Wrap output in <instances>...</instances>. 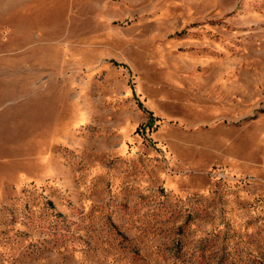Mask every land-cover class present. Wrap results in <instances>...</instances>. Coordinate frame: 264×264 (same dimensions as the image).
<instances>
[{
	"label": "rangeland",
	"instance_id": "obj_1",
	"mask_svg": "<svg viewBox=\"0 0 264 264\" xmlns=\"http://www.w3.org/2000/svg\"><path fill=\"white\" fill-rule=\"evenodd\" d=\"M0 264H264V0H0Z\"/></svg>",
	"mask_w": 264,
	"mask_h": 264
}]
</instances>
